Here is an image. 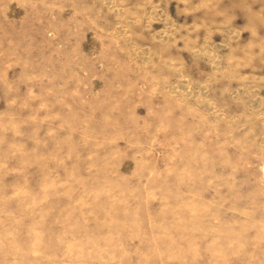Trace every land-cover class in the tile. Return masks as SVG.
I'll use <instances>...</instances> for the list:
<instances>
[{
  "label": "rangeland",
  "instance_id": "rangeland-1",
  "mask_svg": "<svg viewBox=\"0 0 264 264\" xmlns=\"http://www.w3.org/2000/svg\"><path fill=\"white\" fill-rule=\"evenodd\" d=\"M0 264H264V0H0Z\"/></svg>",
  "mask_w": 264,
  "mask_h": 264
}]
</instances>
